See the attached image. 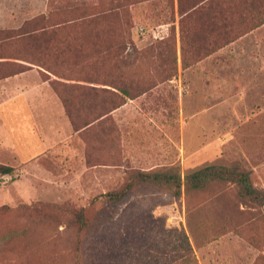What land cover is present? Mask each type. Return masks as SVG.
Wrapping results in <instances>:
<instances>
[{"label":"rangeland","instance_id":"obj_1","mask_svg":"<svg viewBox=\"0 0 264 264\" xmlns=\"http://www.w3.org/2000/svg\"><path fill=\"white\" fill-rule=\"evenodd\" d=\"M244 1L259 0H235L229 37L199 52L179 0H0V81L31 71L47 83L59 131L20 162L0 116V166L14 169L0 173V264H264V208L234 184L103 199L140 172L184 182L214 163L264 190V13ZM40 16L58 35L47 59L19 37Z\"/></svg>","mask_w":264,"mask_h":264},{"label":"trees","instance_id":"obj_2","mask_svg":"<svg viewBox=\"0 0 264 264\" xmlns=\"http://www.w3.org/2000/svg\"><path fill=\"white\" fill-rule=\"evenodd\" d=\"M229 2H231V6L228 5ZM247 2L249 3H245L244 1L243 5L248 12H257L259 14L264 13V0ZM185 4L189 8L187 10L189 11V15L186 16H189L194 22V36L200 45L198 48L199 52L206 50L204 47L202 49V46L210 40L217 42L220 38L226 39L229 37L230 32L228 29L234 26L232 19L237 12L235 0H186V3L185 0H179V8L182 12L185 11L183 7ZM223 4H226L227 6L223 7ZM185 14L186 12L184 15ZM26 26L32 27L29 32L20 33L19 37L27 35L29 43L39 57L47 59L50 58L51 52L58 53V35L54 30V26H49L47 17L40 16L34 18L27 22ZM22 31L23 30H20V32ZM9 34L12 33L9 32ZM11 37H9V39ZM232 41L233 40H231V42ZM208 54H211V52H207V55ZM185 61L186 53L184 48V65ZM37 63H39V61ZM38 66L45 67L43 62ZM23 72L25 71L14 72L12 73V76ZM122 92L127 93L126 90H122ZM13 170V168L8 166H0V173L4 175H11ZM222 183L236 185L246 204L253 207L264 208V190L255 186L252 171L238 165L229 166L217 163L206 165L189 172L186 175L184 182L181 176L174 171L140 172L128 182L123 190L116 193H107L103 195V199L107 203H119L127 198L135 186L139 184L164 187L175 197H179L184 185L188 191H202L210 186ZM77 221L82 228L88 226L87 216L84 211H80L77 215ZM9 237L10 236L6 235L4 236V239Z\"/></svg>","mask_w":264,"mask_h":264},{"label":"crops","instance_id":"obj_3","mask_svg":"<svg viewBox=\"0 0 264 264\" xmlns=\"http://www.w3.org/2000/svg\"><path fill=\"white\" fill-rule=\"evenodd\" d=\"M29 72L0 81V116L7 144L12 148V158L24 163L49 152L55 139L51 134H59L55 125V95H51L47 83L34 81V77L27 75Z\"/></svg>","mask_w":264,"mask_h":264}]
</instances>
